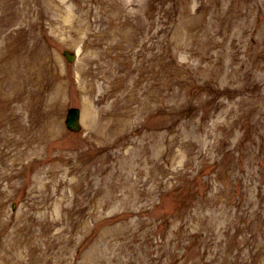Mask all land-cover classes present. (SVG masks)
I'll use <instances>...</instances> for the list:
<instances>
[{"label":"rangeland","instance_id":"obj_1","mask_svg":"<svg viewBox=\"0 0 264 264\" xmlns=\"http://www.w3.org/2000/svg\"><path fill=\"white\" fill-rule=\"evenodd\" d=\"M0 264H264V0H0Z\"/></svg>","mask_w":264,"mask_h":264},{"label":"water","instance_id":"obj_2","mask_svg":"<svg viewBox=\"0 0 264 264\" xmlns=\"http://www.w3.org/2000/svg\"><path fill=\"white\" fill-rule=\"evenodd\" d=\"M70 58L72 59V57H70ZM67 124H68L70 129L75 130V131L79 130L78 111L77 110H71Z\"/></svg>","mask_w":264,"mask_h":264}]
</instances>
